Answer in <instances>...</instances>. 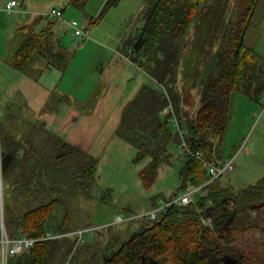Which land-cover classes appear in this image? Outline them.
Wrapping results in <instances>:
<instances>
[{"label":"trees","instance_id":"obj_1","mask_svg":"<svg viewBox=\"0 0 264 264\" xmlns=\"http://www.w3.org/2000/svg\"><path fill=\"white\" fill-rule=\"evenodd\" d=\"M88 1L69 0V4L84 9ZM118 1L106 0L91 23L98 22L105 8ZM258 2L235 0L228 10L227 0H145L141 12L144 24L129 40H136L132 48L140 55L139 66L166 82L167 93L141 90L124 107L120 128L123 138L138 148L135 159L150 160L140 172L145 187L150 188L161 168L175 159L172 148L177 149L179 136L168 120L171 111L167 116L160 115L167 105L172 106L187 129L191 149L202 151L214 161L212 138L222 136L226 130L234 93L257 101L264 96V57L244 41ZM53 26L54 22L49 21L40 31L36 30V23L17 28L15 36L20 42L11 61L15 69L25 71L45 57ZM57 60L54 53L47 64ZM183 77L190 78L191 88L199 91L200 103L195 111L183 104V90L179 87ZM4 125L1 121L3 190L5 178L11 179V189L20 192L40 174V182H35L33 188L41 192H32L31 196L44 198L18 216L5 211L8 232L11 236L34 238L48 232L64 234L36 242L29 252L10 257L7 264H64L76 240L68 236L71 230L65 228V220L60 225L48 226L60 202L54 195L58 185L56 171L77 155L70 167L71 177L77 190L87 192L97 182L98 161L81 160L70 142L40 125L31 126L26 134H15ZM40 128L45 133L44 137L39 135L43 143L37 138ZM178 156L183 158L179 169L182 187L202 186L199 191L204 194L188 204L172 203L160 209L156 219H147L148 223L129 238L104 247L99 256L94 253L95 264H264V242L238 243L239 235L260 227L250 215L251 210L258 209L252 205L264 203V176L235 192L232 187L222 186L219 178L208 182L207 171L199 159L189 153ZM6 191L9 192L5 189L3 198ZM175 197L171 196L169 201ZM204 218L210 219L212 226Z\"/></svg>","mask_w":264,"mask_h":264},{"label":"rangeland","instance_id":"obj_2","mask_svg":"<svg viewBox=\"0 0 264 264\" xmlns=\"http://www.w3.org/2000/svg\"><path fill=\"white\" fill-rule=\"evenodd\" d=\"M5 1L0 0V122L4 121V126L15 134L19 131L26 134L31 126L40 125L70 142L81 160L98 161L97 182L87 192L77 190L71 177L70 167L77 161V155L56 171L58 185L54 195L60 202L48 223L54 227L65 220V228L71 230L68 236L76 240L64 264H95L94 253L99 256L104 247L126 240L148 223L142 217L113 223L118 214L139 216L164 206L171 196L187 190L182 187L179 169L183 158L177 157L176 146L172 148L174 162L165 164L156 182L148 188L140 172L149 165V158L137 161V146L120 133L124 107L141 90L167 93L166 82L139 66L140 55L132 48L136 40H129L144 24L141 12L145 0H119L107 6L96 23L91 20L102 11L106 0H89L84 9L74 8L69 0H18L23 4L21 8L28 11L24 16L19 11L12 14L5 11ZM234 2L227 0L228 10ZM52 8L64 9L63 17L43 16L36 25L40 31L49 21L54 22V34L49 40L50 47L44 50L45 57L25 71L15 69L10 62L20 42L15 36L16 29L36 13ZM74 19L89 30V37H78L75 29L67 25V21ZM244 41L264 57V0L257 4ZM54 53L58 60L48 65ZM179 84L183 104L195 111L200 103L199 91L191 88L190 78H181ZM168 106L161 110V117ZM44 129L37 133L38 140L39 135L45 136ZM212 140L214 161L222 163L233 158L234 168L219 178L221 185L238 192L255 184L264 176V96L257 101L234 93L226 130ZM39 142L43 143V138ZM40 179V174L35 175L33 183L19 192L11 189V179L6 178L3 190L0 175V222L1 208L4 220L5 211L7 215L18 216L42 202L44 198L31 196L32 192H41L33 188ZM5 189L9 192L3 198ZM203 194L196 192L194 199ZM250 216L260 227L239 235L240 244L264 242V206L251 210ZM204 219L212 226L210 219ZM85 228L90 230L86 232V242L80 243L76 231Z\"/></svg>","mask_w":264,"mask_h":264},{"label":"built area","instance_id":"obj_3","mask_svg":"<svg viewBox=\"0 0 264 264\" xmlns=\"http://www.w3.org/2000/svg\"><path fill=\"white\" fill-rule=\"evenodd\" d=\"M23 6L18 0H6L4 10L9 14H12L16 11H19L22 16L26 15L28 11L25 8H21ZM20 7V8H19ZM64 13V9L52 8L46 12H40L39 15L45 16L47 18H62ZM68 25L71 28L75 29V34L80 38L89 37V30L80 27L77 20L69 21ZM171 115L168 120L173 124V130L179 136V142L177 146L178 154H191L193 157L199 159L202 162V165L205 167L207 171V176L209 177V181H214L221 176H223L228 170H232L234 168L233 158L225 160L222 163L213 161L205 157L202 151L192 150L187 141V129L184 127L180 118L172 111V106L170 105ZM1 175V173H0ZM202 186L195 187L193 185H189L187 190L183 192L181 195L176 196L170 201L165 202L164 206L152 209L148 212L142 213L141 215H125L118 214L116 220L113 223H123L128 220H132L135 217H142L148 220H154L157 218V215L160 209L172 204H188L194 200V194L200 190ZM2 208H1V222H0V264H7L8 260L12 256L20 255L24 252H29L36 244V242L42 239L55 238L60 237L64 234L48 232L44 237L34 238L26 235L20 236H11L8 232L3 217H2ZM96 228V227H95ZM90 229H78L76 234L78 235V242L85 243L86 242V232ZM68 264V263H67Z\"/></svg>","mask_w":264,"mask_h":264},{"label":"crops","instance_id":"obj_4","mask_svg":"<svg viewBox=\"0 0 264 264\" xmlns=\"http://www.w3.org/2000/svg\"><path fill=\"white\" fill-rule=\"evenodd\" d=\"M41 19H43L42 17H40L39 16V12L38 13H36L35 15H33V16H31V20H29V22L28 23H36V25H38L39 23H40V21H41ZM27 23V24H28ZM68 23H69V21H67V25H68ZM21 26V25H20ZM69 26V25H68ZM19 27V26H18ZM17 30V29H16ZM11 63V62H10ZM171 111V109H170V105L168 106V108H167V111L163 114V116H167V115H169V112Z\"/></svg>","mask_w":264,"mask_h":264},{"label":"water","instance_id":"obj_5","mask_svg":"<svg viewBox=\"0 0 264 264\" xmlns=\"http://www.w3.org/2000/svg\"><path fill=\"white\" fill-rule=\"evenodd\" d=\"M264 205V203L254 204L252 205V208H260ZM234 214L231 216V220H233ZM228 225V224H227Z\"/></svg>","mask_w":264,"mask_h":264}]
</instances>
